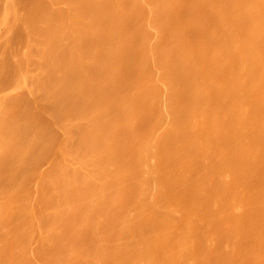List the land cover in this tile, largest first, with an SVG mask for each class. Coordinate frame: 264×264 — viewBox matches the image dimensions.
Instances as JSON below:
<instances>
[{"label":"bare ground","instance_id":"1","mask_svg":"<svg viewBox=\"0 0 264 264\" xmlns=\"http://www.w3.org/2000/svg\"><path fill=\"white\" fill-rule=\"evenodd\" d=\"M13 2L0 264H264V0ZM18 98L60 133L41 166Z\"/></svg>","mask_w":264,"mask_h":264},{"label":"rangeland","instance_id":"2","mask_svg":"<svg viewBox=\"0 0 264 264\" xmlns=\"http://www.w3.org/2000/svg\"><path fill=\"white\" fill-rule=\"evenodd\" d=\"M20 1H21V0H14L13 4H14V6H16V7H15L16 9L19 8V6H22V4H21V5L19 4ZM17 2H18V3H17ZM22 3H24L23 0H22ZM0 4H1V3H0ZM17 5H18V7H17ZM23 5H24V4H23ZM24 6H25V5H24ZM22 7H23V6H22ZM20 8H21V7H20ZM20 8L17 9L18 14H19V11H20L22 14H24V12H25L26 10L23 12V11H22L23 9H20ZM23 8H25V7H23ZM0 9H1V7H0ZM18 19H19V18H18ZM14 26H15V27H12V32H13V30H14L16 33L13 34V33L11 32V34L9 35L10 37H9V39H8V42L11 43V45H13L14 48H15L17 41H19V43H17V46L21 45L20 42L24 41V40H22V39H24V37H23V31H22V29H20L21 27L19 28V21H18V23L15 24ZM191 31H192V30H191ZM21 32H22V33H21ZM190 33H191V34H190ZM190 33L188 32L187 34H188V36L190 35V36L192 37V32H190ZM194 33H196V31H195ZM14 36H15V37H14ZM188 36H187V37H188ZM190 36H189V38H190ZM194 36H195V34H194ZM194 36L192 37L193 39L191 38L192 40H194V38H195ZM11 37L13 38V40L11 39ZM17 37H18V38H17ZM22 37H23V38H22ZM189 38H188V39H189ZM18 39H19V40H18ZM191 39H190V40H191ZM15 40H17V41H15ZM14 41H15L16 43H15ZM14 43H15V44H14ZM17 46H16V48H17ZM7 61H8V60H5V61L2 63V66H1V69H4L3 71L1 70V71H2L1 76L4 74V75H3L4 77L2 76V77H3V80H2V77L0 78V88H2V87H6V86H8V85L11 84V80H10V79H11L12 76H9V75H12V74H10V73H12L13 65H12V63H11L10 61H8L9 63H7ZM6 67L8 68L7 70L5 69ZM5 70H6V72L8 71V72H7L8 74H6V72H4ZM3 72H4V73H3ZM5 75H6V76H5ZM23 99H24V98H22V99H20V100L22 101ZM26 99H28V98H26ZM13 100H16V101L19 102V103H16V104H15L16 101L14 102ZM13 100H12V101L14 102L13 104H15V107H16V108L13 107V109H12V101L8 102V111L6 112V116H10V118H9L10 120L8 119V121L11 123V125H17V126H18V127H17V130L19 129V121H20L21 123L24 124V127H25L26 129H27V128L29 129V127H31V128H30L31 130H30V129L28 130V134H29V135H25V134L27 133V131H26V129H25L23 126L21 127V129H22L21 132H22V133L25 132V133H24L25 136H22V133L19 134L17 131H16V132H17V133H16V132L14 131L15 129L12 127V128L14 129V130L12 129L13 134H14V136H15V133H16V135H17L16 138H17V139H20V138H21L22 141H23V139H25L24 141H26L27 139H30V138H31L30 134L32 135L33 132H34V135H32V136H36V135H38V134H37L38 131H39V132L41 131L43 135L46 134V138H47V140H48L49 145H51V142H52L53 139L55 140V141L53 140V143H57V142H58V140H59V138H60V133H59L56 129H55V130H53L54 128L52 129L53 126L55 127V124L53 123V122H54L53 120H52L53 122H52L51 120H49L50 115L48 114L49 108L47 107V105L44 107V110H45V111H43V113H45V114L39 112L38 115H36V114H35V113H36V112H35L36 110L33 111V110H34L33 108L35 107V104H33L32 101H30L29 99H28V101L26 100V104H25V102L23 103V101H25V99L22 101L23 104H20L21 102L18 101L19 98H18V99H13ZM29 101H30L31 103H30ZM28 103H29L31 106H30ZM27 104H28V105H27ZM32 105H33L34 107H33ZM29 106H30V107H29ZM21 107L24 108V109H25V107L27 108V109H25V112H23V109H21ZM32 107H33V108H32ZM16 109H17V110H20V109H21V113H22V114L19 113L18 111H16ZM13 110H14L15 112H14ZM46 111H47V112H46ZM13 112H14V113H13ZM33 112H34V113H33ZM7 113H8L9 115H8ZM25 113H27V114L25 115ZM23 114H24L25 117L23 116ZM33 114H35V117H34V118H33V116H32ZM15 115H16V116H15ZM21 115H22V117H20ZM12 116H13V117H12ZM26 117L28 118V120H27ZM7 118H8V117H7ZM21 118H23V119L21 120ZM31 118L34 119L33 123H32V119H31ZM35 118H36V119H35ZM19 119H20V120H19ZM29 119H31V121H29ZM50 119H52V117H51ZM49 122H50V123H49ZM12 123H13V124H12ZM15 123H16V124H15ZM51 123H53V126H52ZM23 124H22V125H23ZM48 124H51V126L48 125ZM33 130H34V131H33ZM36 130H38V131H36ZM30 132H32V133H30ZM36 132H37V133H36ZM35 134H36V135H35ZM19 135H21V136H19ZM10 136H11V135H10ZM10 136H9V137H10ZM27 136L30 137V138H28ZM43 137H45V135H44ZM12 138H13V137H12ZM14 138H15V137H14ZM16 138H15V139H16ZM52 138H53V139H52ZM17 139H16V140H17ZM51 139H52V140H51ZM16 140H15V141H16ZM47 140L44 139L45 143H44V144H41V147H40V148L38 147V149L41 150V152H39V151L37 152L38 149H37L36 146H35V147L33 146V148H35L36 150L33 149V148H32L33 150L30 149L32 153L29 151L30 153H29V155H27V158H28V159H25V160H27V161H26V163H25L24 166H26L28 163H29V164H32V165L34 166V161H36L35 164H37L38 166H39V165L41 166V165H42L41 162L44 164V163H46V160H47V159H48L47 161L50 160V157H51V159H52V157H53V155H54V154H52V150L54 149L53 147H55V144H54V146L51 145V147L53 146L52 149H51V147H50V146L47 144V142H46ZM12 141H13V139H12ZM53 143H52V144H53ZM41 148H42L43 150H42ZM34 150H35V151H34ZM36 152H37V153H36ZM53 152H55V151H53ZM39 153H40L41 155H40ZM50 153H51V154H50ZM45 154H46L47 156L50 155V157L46 158V157H45V156H46ZM48 154H49V155H48ZM36 155H37V156H36ZM51 155H52V156H51ZM30 156H31V159H32V160L29 159ZM40 156H41V157H40ZM43 156H44V157H43ZM44 158H45V159H44ZM30 160H31V163L29 162ZM33 160H34V161H33ZM27 162H28V163H27ZM39 163H40V164H39ZM29 164L26 166V168H29L30 166H32V165H29ZM3 166L5 167L6 165L3 164ZM33 166H32V167H33ZM38 166H36V167H38ZM26 168H25V169H26ZM6 174H8V173H5V175H6ZM17 174H18V175H19V174L22 175V173H17ZM14 175H15V174H14ZM24 175H27V174L24 173ZM10 176H12V175L9 174V177H8V176H6V177L10 178ZM22 176H23V175H22ZM22 176H21V177H22ZM15 177H16V176H15ZM21 177H20V178H21ZM23 177H24V176H23ZM27 177L29 178L30 176L27 175ZM18 178H19V177H18ZM5 179L8 181L7 178H5ZM11 179H13V181H15L14 178L12 177V178H10V180H9L8 182L12 181ZM22 179L25 181L26 184L29 183V181L31 180V179L28 180V179L26 178V176H25V178H22ZM17 180H18V179H17V177H16V181H17ZM26 180H27V181H26ZM255 180H256V178H255ZM20 181H21V180H19V182H20ZM253 181H254V180H252V182H253ZM1 182H2V183L0 184V189H1V186H2V185H5V184L7 183L6 181H1ZM30 182L32 183L33 181H30ZM254 182H255V181H254ZM21 184H22V182H21ZM23 184H24V182H23ZM23 184H22V185H23ZM250 184H251V186H252L253 183H250ZM254 184H255V183H254ZM22 185H21V186H22ZM16 186L19 187V185H17V183H16ZM28 186H30V183H29ZM255 186H256V185H255ZM26 187H27V186H26ZM4 188H6V186H5ZM27 188H28V187H27ZM20 189L23 190V189H24V186H22V188H20ZM29 189H30V187H29ZM25 190H26V189H25ZM17 192H18V191H17ZM29 192H30V191H29ZM18 194H19V193H18ZM30 195L32 196V191L29 193V196H30ZM17 196H18V195H17ZM244 204H245V203H244ZM244 206L246 207V205H244ZM247 207H248V206H247ZM247 207H246V208H247ZM262 231L264 232V229H262ZM263 234H264V233H263ZM243 239H244V237H243ZM245 239L247 240L246 237H245ZM248 240H249V239H248ZM240 241H242V240H240ZM244 241H245V240H244ZM241 243H243L244 246L247 244V243L245 244L243 241H242ZM241 243H239V244H241ZM248 243H249V242H248ZM241 245H242V244H241ZM246 246H247V245H246ZM242 248H243V247H242ZM234 251H235V250H234ZM234 251H232V252H234ZM230 255H231V254H230ZM196 259L198 260V258H196ZM196 259L194 258V261H195V262L197 261ZM198 261H199V260H198ZM198 263L200 264L201 262L199 261V262H196L195 264H198ZM201 264H202V263H201ZM227 264H229V262H227Z\"/></svg>","mask_w":264,"mask_h":264}]
</instances>
